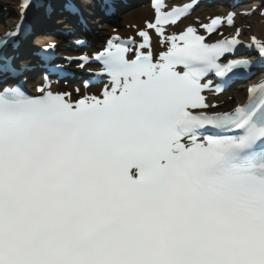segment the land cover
<instances>
[{
  "label": "snow or ice",
  "instance_id": "6c2138e0",
  "mask_svg": "<svg viewBox=\"0 0 264 264\" xmlns=\"http://www.w3.org/2000/svg\"><path fill=\"white\" fill-rule=\"evenodd\" d=\"M21 7L0 58L29 30V0ZM154 7L141 41L117 34L79 58L102 65L99 95L0 89V264H264V83L209 112L210 77L251 67L228 59L239 29L210 42L217 17L206 35H168L193 6ZM0 71L17 74L10 62Z\"/></svg>",
  "mask_w": 264,
  "mask_h": 264
},
{
  "label": "bare ground",
  "instance_id": "6f19581e",
  "mask_svg": "<svg viewBox=\"0 0 264 264\" xmlns=\"http://www.w3.org/2000/svg\"><path fill=\"white\" fill-rule=\"evenodd\" d=\"M120 9V8H119ZM120 11V10H119ZM203 14V10H199L196 15L200 16ZM151 13L149 10H143L137 13H133V14H129L127 15L125 18H123L124 20V25H130V26H134V25H141L142 23L144 24V21L147 20V17L150 16ZM56 17H53L52 20H54ZM247 23L249 25H251V34L252 35H257L258 37L264 39V17L261 18L259 16H254L251 19H249L247 21ZM94 24V23H93ZM5 27H1L0 30L4 31ZM113 27L109 26L108 23H106L105 25L96 27L95 29V33L97 34H104L106 30H111ZM42 29L44 30V28L42 27ZM42 30L40 28H38L37 26H34V32L38 33V36L44 40L45 38H43V34L40 33ZM35 37V36H33ZM48 38V37H46ZM33 40V38L28 40V43H31ZM62 47V46H61ZM20 53H22L23 59L21 61H25V59H27V57H29V55L23 51L20 50ZM32 58V57H30ZM32 62V60H31Z\"/></svg>",
  "mask_w": 264,
  "mask_h": 264
},
{
  "label": "rangeland",
  "instance_id": "374dc122",
  "mask_svg": "<svg viewBox=\"0 0 264 264\" xmlns=\"http://www.w3.org/2000/svg\"><path fill=\"white\" fill-rule=\"evenodd\" d=\"M1 1H3V3H5V2H7V0H1ZM9 2V1H8ZM108 34V33H107Z\"/></svg>",
  "mask_w": 264,
  "mask_h": 264
}]
</instances>
